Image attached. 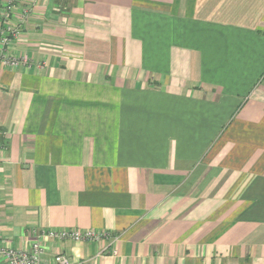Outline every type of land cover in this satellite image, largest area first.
<instances>
[{
  "label": "crops",
  "instance_id": "1",
  "mask_svg": "<svg viewBox=\"0 0 264 264\" xmlns=\"http://www.w3.org/2000/svg\"><path fill=\"white\" fill-rule=\"evenodd\" d=\"M8 51L31 61L0 64L1 240L264 264V0H39Z\"/></svg>",
  "mask_w": 264,
  "mask_h": 264
},
{
  "label": "built area",
  "instance_id": "2",
  "mask_svg": "<svg viewBox=\"0 0 264 264\" xmlns=\"http://www.w3.org/2000/svg\"><path fill=\"white\" fill-rule=\"evenodd\" d=\"M39 0H1L0 6V64L18 66L31 61L28 54H11L8 48L18 41L24 26L34 13ZM1 233V227H0ZM1 236V235H0ZM108 237L107 233L93 229H43L36 233L30 244L24 248L14 247L9 241L0 239V264H43L46 253V239L98 241ZM113 243V242H112ZM116 253V250H113ZM50 264H74L70 256L64 252L54 254Z\"/></svg>",
  "mask_w": 264,
  "mask_h": 264
},
{
  "label": "rangeland",
  "instance_id": "3",
  "mask_svg": "<svg viewBox=\"0 0 264 264\" xmlns=\"http://www.w3.org/2000/svg\"><path fill=\"white\" fill-rule=\"evenodd\" d=\"M0 6H1V1H0Z\"/></svg>",
  "mask_w": 264,
  "mask_h": 264
}]
</instances>
